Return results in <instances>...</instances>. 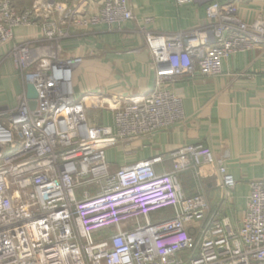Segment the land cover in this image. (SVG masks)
Returning a JSON list of instances; mask_svg holds the SVG:
<instances>
[{
  "label": "built area",
  "instance_id": "built-area-1",
  "mask_svg": "<svg viewBox=\"0 0 264 264\" xmlns=\"http://www.w3.org/2000/svg\"><path fill=\"white\" fill-rule=\"evenodd\" d=\"M176 1L204 4L207 23L158 33L141 26L157 75L153 90L77 98L74 71L85 55L64 42L87 38L95 54L98 34L133 21L128 0H34L23 8L0 0V45L20 27L43 30L42 40L11 46L25 85L15 106H0V264H264V179L249 183L239 218L223 212L239 183L210 146L178 149L173 172H157L160 156L116 167L107 160L109 149L150 140L185 119L171 83L221 75L232 55L264 47V18L239 14L249 0ZM30 83L35 109L26 96ZM205 168L220 180L215 208L202 192L185 195L180 183V171L204 177ZM161 211L173 215L151 218Z\"/></svg>",
  "mask_w": 264,
  "mask_h": 264
},
{
  "label": "crops",
  "instance_id": "crops-1",
  "mask_svg": "<svg viewBox=\"0 0 264 264\" xmlns=\"http://www.w3.org/2000/svg\"><path fill=\"white\" fill-rule=\"evenodd\" d=\"M14 2L23 8L27 0ZM128 2L134 13L133 21L120 31L98 34L95 54H90L92 46L87 38L74 37L64 42L67 49L85 55L83 63L74 71V83L81 93L147 95L155 87L157 75L151 67L141 26L158 33L197 29L207 23L205 5L197 1L184 5L177 4L176 0ZM239 14L247 21L258 16L264 18V0L242 3ZM42 38V28L20 27L12 42L0 45V59L6 56L13 42ZM20 82L13 62H6L0 72V106L17 103ZM170 90L182 99L185 119L158 131L150 140L138 138L129 145L109 149L107 160L116 167L128 161L160 156L163 162L156 165L157 172H173V153L178 149L195 143L210 146L218 158L226 157L228 168L239 183L234 204L229 209L224 204L223 212L242 218L249 183L264 179V47L232 55L224 61L221 75L186 77L171 83ZM2 91L8 94L1 95ZM103 118L104 123H110L109 115ZM203 173L204 178L212 176L206 168ZM188 174L196 175L193 170L180 171V181ZM218 202L214 206H219ZM165 212L155 213L151 218L170 217Z\"/></svg>",
  "mask_w": 264,
  "mask_h": 264
},
{
  "label": "rangeland",
  "instance_id": "rangeland-1",
  "mask_svg": "<svg viewBox=\"0 0 264 264\" xmlns=\"http://www.w3.org/2000/svg\"><path fill=\"white\" fill-rule=\"evenodd\" d=\"M13 1H15V0H13ZM33 1L34 0H27V2H25L26 3L25 6L31 5L33 3ZM11 49L12 48L9 49V52L6 54V56L3 59H0V72H1L4 64H6V62L12 61L14 64V57H13V54L11 53ZM14 66H15V64H14ZM15 70H16V68H15ZM16 73H17V70H16ZM17 76H18V74H17ZM19 80L21 81L20 82L21 89H20L19 93L16 95V97L22 93L24 85H25L24 80L21 77H19ZM74 89H75V95L78 98L81 95V92L78 90L76 83H74ZM7 94H8L7 91H2L1 95L5 96ZM16 100H17V98H16ZM95 111H96V113L100 114V116H102L101 113H103V110H101V113H100V110H96V109L94 110L93 109L90 113L91 114L95 113ZM104 113H106V112H104ZM105 115L108 117L107 114H105ZM102 118H103V116L101 117L100 122H102ZM194 176H196V177H194ZM194 176L188 174L187 176H185V178H183V181H180L185 195L191 196L195 193L202 192L205 194L207 199L210 200L209 205L211 206V208L217 207V206H214V204H216L218 201H219L218 202V204H219L221 201V194H220V196L218 194V190L221 189L219 177L216 174H213L212 176H210L208 178L199 177L198 175H194ZM219 197H220V200H219ZM211 200L213 201V204L211 203ZM214 200H217V202L215 203ZM226 206H228V209H229L230 206L228 204H226ZM168 212L170 213L169 214L170 216L173 215L172 211H168ZM165 213H167V211Z\"/></svg>",
  "mask_w": 264,
  "mask_h": 264
},
{
  "label": "water",
  "instance_id": "water-1",
  "mask_svg": "<svg viewBox=\"0 0 264 264\" xmlns=\"http://www.w3.org/2000/svg\"><path fill=\"white\" fill-rule=\"evenodd\" d=\"M26 96L29 99V106L32 109H35L37 106V102L35 101V99L37 97V91H36L34 85L31 83L27 85Z\"/></svg>",
  "mask_w": 264,
  "mask_h": 264
}]
</instances>
